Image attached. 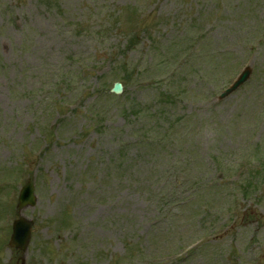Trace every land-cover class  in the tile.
Here are the masks:
<instances>
[{
    "label": "rangeland",
    "instance_id": "374dc122",
    "mask_svg": "<svg viewBox=\"0 0 264 264\" xmlns=\"http://www.w3.org/2000/svg\"><path fill=\"white\" fill-rule=\"evenodd\" d=\"M51 1L0 0V264L28 176L26 264H264V0Z\"/></svg>",
    "mask_w": 264,
    "mask_h": 264
},
{
    "label": "water",
    "instance_id": "95a60500",
    "mask_svg": "<svg viewBox=\"0 0 264 264\" xmlns=\"http://www.w3.org/2000/svg\"><path fill=\"white\" fill-rule=\"evenodd\" d=\"M246 76L242 77L235 86L238 87ZM122 88L120 84H114V87L112 89L113 93L119 94L121 93ZM35 203V197L33 195L32 190V183H28L26 187H24L19 195L18 199V209L21 210L27 206H33ZM30 229H31V223L29 221H26L23 217H20L19 220L15 221L13 225V234L10 240V246L14 249L19 250L22 253V256L20 258L21 264L24 263V256L25 252L27 250V246L30 239ZM18 264V263H17Z\"/></svg>",
    "mask_w": 264,
    "mask_h": 264
},
{
    "label": "trees",
    "instance_id": "16d2710c",
    "mask_svg": "<svg viewBox=\"0 0 264 264\" xmlns=\"http://www.w3.org/2000/svg\"><path fill=\"white\" fill-rule=\"evenodd\" d=\"M121 66L122 67H125V62H123L122 64H121ZM262 166H263V163H262ZM264 167V166H263Z\"/></svg>",
    "mask_w": 264,
    "mask_h": 264
}]
</instances>
